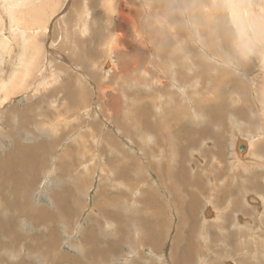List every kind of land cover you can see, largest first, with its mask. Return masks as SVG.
Masks as SVG:
<instances>
[{
    "label": "rangeland",
    "instance_id": "1",
    "mask_svg": "<svg viewBox=\"0 0 264 264\" xmlns=\"http://www.w3.org/2000/svg\"><path fill=\"white\" fill-rule=\"evenodd\" d=\"M47 1L32 77L0 84V264H264V32L234 23L259 0Z\"/></svg>",
    "mask_w": 264,
    "mask_h": 264
},
{
    "label": "bare ground",
    "instance_id": "2",
    "mask_svg": "<svg viewBox=\"0 0 264 264\" xmlns=\"http://www.w3.org/2000/svg\"><path fill=\"white\" fill-rule=\"evenodd\" d=\"M39 1L40 0H4V7H5V9L7 10V12L10 14L9 16H10V18L11 19H15L16 21H15V23L17 22V25L19 26V28L23 31V33L22 34H20V35H22L20 38V42L21 41H23V51L20 53V55H19V64L17 65V67L15 68V70H13V73L11 74V76L9 77V79H8V81H6V79H2V81L0 80V84L1 85H3L4 87L5 86H15V87H17L18 85L19 86H22L23 84L24 85H26L27 84V81H28V79L30 78V77H32V74H33V71H34V68H36L35 66H34V63H32L30 60H32V59H28V56H29V54H31L33 57H35L34 55H36V56H38V55H40L39 54V52L37 53V50H36V48H38L37 46V43L39 42L38 41V34H40L37 30L39 29V28H42V29H45L44 27H42V26H44V25H42V26H33V25H29V23L27 22V19H29L28 18V15H27V11L25 12V11H23V9H26V8H29V7H31L33 4H36V3H39ZM49 1H51V0H49ZM49 1H47V3H49ZM55 1V0H54ZM54 1H52V2H54ZM89 2V1H88ZM260 2V3H259ZM259 2L257 1V4H256V6H254V7H252L250 10L247 8V10H245L244 11V14H243V12H242V10H240L241 12H238L239 10L237 9V13H236V11H235V20H234V23L236 24L235 26L238 28V34L240 35V33H242L243 34V31H244V29L242 28V26L244 25L243 24V15H247V20H248V23H249V25H250V27L248 26V28H251V30H253V32L252 33H254L255 34V36H257V37H259V33H263L264 32V23H263V17H264V0H259ZM87 3V2H86ZM227 3H228V7L230 8V9H232V2H230V0H227ZM7 6H9L8 8H7ZM44 6V5H43ZM43 6H41V7H43ZM21 9V10H20ZM38 9V8H37ZM40 9V8H39ZM46 9H48L47 7H46ZM29 10V9H28ZM34 10V9H33ZM42 10V9H41ZM58 10V9H57ZM35 11V10H34ZM34 11H32V12H34ZM43 11V10H42ZM42 11H39L41 14L43 13ZM49 12V11H48ZM249 12H250V14H249ZM26 13V14H25ZM30 13V12H29ZM47 13V12H46ZM45 13V14H46ZM41 14H40V16H39V14H38V16L37 17H42L41 16ZM5 16H7V15H5ZM34 16V15H33ZM33 16H32V18H33ZM251 16L253 17V18H251ZM257 17H260V19L259 18H257ZM1 18V17H0ZM245 18V17H244ZM34 19V18H33ZM32 19V20H33ZM35 19H36V16H35ZM45 19V18H44ZM260 21H259V20ZM10 20V19H9ZM39 20V19H38ZM37 20V21H38ZM3 21V20H2ZM40 21V20H39ZM1 22V21H0ZM245 22H247L246 21V19H245ZM3 23V22H2ZM11 23H12V21H11ZM42 23V22H41ZM247 23V24H248ZM14 24V23H13ZM2 25V24H1ZM30 26V27H28V26ZM247 26V25H246ZM15 27H17V26H15ZM13 28V27H12ZM11 28V29H12ZM247 30V29H246ZM19 31V30H18ZM42 31V30H41ZM251 32V31H250ZM12 33V32H11ZM14 33V32H13ZM251 33V34H252ZM16 34H18L19 35V33H16ZM26 34H28V35H26ZM248 34V33H247ZM11 35V34H10ZM15 35V34H14ZM37 35V36H36ZM16 36V35H15ZM44 36V35H43ZM261 36V35H260ZM3 37V36H2ZM254 39V38H253ZM0 43H2V42H0ZM34 43V44H33ZM19 45H20V43H19ZM13 47V46H12ZM7 48H8V52L10 51V47L9 46H7ZM22 48H21V50H22ZM247 48V47H246ZM13 49V48H12ZM250 49V48H249ZM264 49V48H263ZM7 52V53H8ZM1 55V54H0ZM18 56V55H17ZM32 57V58H33ZM42 58V57H41ZM40 60V59H39ZM39 60H38V62H39ZM17 61V60H16ZM44 61V60H43ZM42 61V62H43ZM257 61H258V64H260V66H261V68L262 69H264V57H263V55H261V56H258V59H257ZM37 64V63H36ZM16 65V64H15ZM106 66H108V65H106ZM37 69H38V66H37ZM40 69V68H39ZM18 70H24L23 72L21 71V73L18 71ZM18 72L20 73V74H18ZM38 73V72H37ZM17 75V77L15 78V76ZM41 75V74H40ZM51 76H54L53 74L51 75ZM47 77V76H46ZM49 77V76H48ZM8 78V77H7ZM251 78V77H250ZM50 79V78H49ZM44 80V79H43ZM43 80H41V81H43ZM60 80V79H59ZM46 81V80H45ZM36 83V82H35ZM48 83V82H47ZM38 84H40V82L38 83ZM45 84V83H44ZM32 85V84H31ZM36 85V84H35ZM28 86V85H27ZM35 87V86H34ZM39 87H42V85H40ZM39 87H37V88H39ZM36 88V89H37ZM13 89V88H12ZM11 89V90H12ZM17 89V88H16ZM142 89V88H141ZM14 90V89H13ZM213 100V99H212ZM223 100V99H222ZM146 104H147V102H146ZM173 107V106H172ZM234 109V108H233ZM244 110V109H243ZM147 111V110H146ZM223 111V110H222ZM239 111V110H238ZM196 112V111H195ZM245 112V111H244ZM240 113V112H239ZM221 114H223V113H221ZM140 115V114H139ZM172 115V114H171ZM236 115H237V112H236ZM148 116H150V114L148 115ZM179 116V115H178ZM151 117V116H150ZM149 117V118H150ZM173 117H174V115H173ZM176 117V116H175ZM243 117V116H242ZM241 117V118H242ZM146 118V117H145ZM149 118H148V120H149ZM214 118H215V116H214ZM176 119V118H175ZM151 120V119H150ZM183 120V119H182ZM145 122L144 123H146V120H144ZM177 121V120H176ZM212 123V122H211ZM254 123V122H253ZM147 124H148V121H147ZM151 124H153L152 122H151ZM151 124H150V126H151ZM157 124H159L158 123V121H157ZM176 124V123H175ZM213 124V123H212ZM153 125H155V123L153 124ZM167 125H169L168 123H167ZM184 125H186V123L184 124ZM213 125H215V124H213ZM146 126H148V127H150L149 125H146ZM157 126V125H156ZM155 126V127H156ZM158 126H160V125H158ZM171 126V125H170ZM198 126V125H197ZM153 127V126H152ZM147 128V127H146ZM164 128V127H163ZM171 128V127H170ZM173 128V127H172ZM259 128V127H258ZM4 129V128H3ZM148 129V128H147ZM151 129V128H150ZM195 130V129H194ZM153 131V130H152ZM151 131V132H152ZM196 131V130H195ZM157 132V131H156ZM200 132V131H199ZM159 133V132H158ZM195 133V132H194ZM202 133V132H201ZM259 133V132H258ZM160 134V133H159ZM158 134V135H159ZM198 134V133H197ZM167 136V135H166ZM198 136V135H197ZM196 136V137H197ZM201 136H202V134H201ZM91 137V136H90ZM199 137H200V134H199ZM174 138V137H173ZM202 138V137H201ZM159 139V138H158ZM188 139H189V137H188ZM176 140V139H175ZM158 141V140H157ZM169 142H171V141H169ZM177 142V141H176ZM178 143V142H177ZM152 144V143H151ZM169 144V143H168ZM240 145L242 144V145H244L245 146V149H246V151L244 152V153H240L239 151H236L237 152V155L240 157V158H242L245 154H247L248 153V151H249V143L248 142H244V144H243V142L242 143H239ZM239 145V146H240ZM147 147V146H146ZM261 147H263L262 145H261ZM148 148V147H147ZM256 149V151H258L257 150V148H255ZM173 150V149H172ZM262 150H264L263 148H262ZM260 151V150H259ZM172 153H174V150L172 151ZM178 153V152H177ZM154 155V154H153ZM181 155V154H180ZM184 155H186L185 153H184ZM188 155V154H187ZM261 155V154H260ZM38 156V155H37ZM39 157V156H38ZM158 158V157H157ZM185 158V157H184ZM263 158V157H262ZM32 159V158H31ZM53 159V158H52ZM59 159V158H58ZM264 159V158H263ZM100 160V159H99ZM259 160V159H258ZM258 160H257V162H258ZM241 161V160H240ZM253 161V160H252ZM40 162V161H39ZM94 162V161H93ZM180 162V161H179ZM204 162V161H203ZM36 163V162H35ZM182 163V162H181ZM255 163V162H254ZM200 164V163H199ZM256 164V163H255ZM170 165V164H169ZM239 165V164H238ZM35 166V165H34ZM214 166V165H213ZM32 167V166H31ZM198 167V166H197ZM257 167V166H256ZM212 168V167H211ZM226 169V168H225ZM263 169V168H262ZM245 171V170H244ZM10 172H12V171H10ZM206 172H207V170H206ZM209 172V171H208ZM212 172V171H211ZM263 172V171H262ZM199 173V172H198ZM228 173V172H227ZM240 173V172H239ZM253 173V172H252ZM16 174V173H15ZM14 174V175H15ZM18 174V173H17ZM201 174H202V172H201ZM200 174V175H201ZM220 173H218V175H219ZM12 175V174H11ZM192 175V174H191ZM217 175V176H218ZM242 175V174H241ZM190 176V175H189ZM202 176V175H201ZM208 176V175H207ZM11 177V176H10ZM16 177H17V175H16ZM199 177V176H198ZM197 177V175H196V177H195V179L196 178H198ZM211 177V176H210ZM220 177V176H219ZM231 177V176H230ZM204 178V177H203ZM215 178V177H214ZM237 179H239L238 177H236ZM207 179V178H206ZM221 179V178H220ZM232 179V178H231ZM259 179H261V178H259ZM212 180V179H211ZM210 179L208 180V182L209 181H211ZM214 180V179H213ZM223 180V179H222ZM252 180V179H251ZM179 181H181V180H179ZM179 181H176V182H179ZM193 181V180H192ZM196 181H197V179H196ZM205 181V180H204ZM244 181V180H243ZM194 182V181H193ZM202 182V181H201ZM207 182V183H208ZM213 182V181H212ZM232 182H235V180L234 181H232ZM245 182V181H244ZM252 182V181H251ZM184 183V182H183ZM190 182H188V184H189ZM196 183V182H195ZM219 183H221V182H219ZM219 183H217L216 182V186H218L217 184H219ZM246 183V182H245ZM185 184V183H184ZM193 184V183H192ZM200 184V182L198 183V185ZM214 184L215 183H213V186H214ZM234 184V183H233ZM232 184V185H233ZM20 185V184H19ZM183 185V184H182ZM181 184L179 185L180 187L182 186ZM189 185H191V184H189ZM197 184H195V186H196ZM204 185V184H203ZM202 185V186H203ZM205 185H206V183H205ZM212 185V184H211ZM226 185V184H225ZM192 186V185H191ZM194 186V185H193ZM193 186H192V188H193ZM200 186V185H199ZM212 186V187H213ZM227 186V185H226ZM243 186V185H242ZM3 187V186H2ZM144 187V186H143ZM182 187H185V185H183ZM181 187V188H182ZM225 187V186H224ZM224 187H223V190H224ZM232 187V186H231ZM230 187V188H231ZM249 187V186H248ZM197 188V187H196ZM205 188V187H204ZM214 188V187H213ZM218 188H220V187H217V189ZM228 188V187H227ZM240 188V187H239ZM186 189V188H185ZM185 189H181V190H185ZM197 189H199V188H197ZM201 189V188H200ZM206 189H208L207 187H206ZM226 189V188H225ZM244 189V188H243ZM248 189V188H247ZM250 189H251V187H250ZM127 190V189H126ZM188 190V189H187ZM191 190V189H190ZM193 190L194 189H192L191 191L193 192ZM219 190V189H218ZM220 190H222V189H220ZM220 190L219 191H216L217 193L219 192L220 193ZM227 190H229V188L227 189ZM249 190V189H248ZM254 190V189H253ZM203 191V190H202ZM208 191V190H207ZM212 191L213 192H211L212 194H214V190L212 189ZM232 191V190H231ZM128 192V191H127ZM178 192V191H177ZM186 192H189V191H186ZM185 192V193H186ZM215 192V193H216ZM223 192V191H222ZM249 192V191H248ZM247 192V193H248ZM253 192V191H252ZM190 193V192H189ZM188 193V194H189ZM195 193V192H194ZM232 194H233V192H231ZM187 194V193H186ZM199 194V193H198ZM209 194V193H208ZM246 194V193H245ZM139 195V194H138ZM179 195V194H178ZM193 195V194H192ZM201 195H203L202 194V192H201V194H200V196L199 197H201ZM210 195V194H209ZM219 195V194H218ZM224 195H226V194H224ZM135 196V195H134ZM176 196V195H175ZM188 196H190V195H188ZM203 196H205V195H203ZM207 196V195H206ZM211 196V195H210ZM220 196V195H219ZM240 196V195H239ZM136 197V196H135ZM134 197V198H135ZM141 197V196H140ZM216 197H217V195H216ZM221 197V196H220ZM230 197H231V195H230ZM246 197V196H245ZM127 198V197H126ZM138 198V197H137ZM182 198V197H181ZM184 198V197H183ZM207 198V197H206ZM212 198V200L215 198H213V196L211 197ZM210 198V199H211ZM224 198V197H223ZM236 198V197H235ZM254 198H256V197H254ZM205 199V198H204ZM262 199V198H261ZM203 200V199H202ZM207 201H209V199H206ZM205 200V201H206ZM211 201V200H210ZM215 201V200H214ZM228 201V200H227ZM251 201L252 202H255V200L252 198L251 199ZM194 202V201H193ZM213 202V201H212ZM237 202V201H236ZM260 202V201H259ZM195 203V202H194ZM217 203V202H216ZM219 203V202H218ZM229 203V202H228ZM227 203V204H228ZM232 203V202H231ZM234 203V202H233ZM232 203V204H233ZM204 204V203H203ZM213 204H214V202H213ZM255 204V203H254ZM264 204V203H263ZM133 205V204H132ZM226 205V204H225ZM229 205V204H228ZM227 205V207H229ZM260 205V204H259ZM216 206V205H215ZM232 207V206H231ZM201 208H202V206H201ZM220 208V207H219ZM140 209V208H139ZM232 209H233V207H232ZM183 210V209H182ZM185 210V209H184ZM182 211L183 213H185V211ZM225 210H226V208H225ZM230 210L231 209H229V212H230ZM196 211V209L194 210V212ZM208 211V210H207ZM222 211V210H221ZM233 212V211H232ZM234 212H235V209H234ZM234 212H233V214H234ZM257 213V212H256ZM255 213V214H256ZM225 214V213H224ZM227 215V214H226ZM225 215V216H226ZM240 215V214H239ZM246 215V214H245ZM185 217H186V214L184 215ZM238 216V215H237ZM250 216V213H248L247 214V217H249ZM260 216V215H259ZM258 216V217H259ZM221 217V216H220ZM223 217V216H222ZM221 217V218H222ZM235 217V216H234ZM124 218V217H123ZM127 218V217H126ZM223 218H225V217H223ZM227 218V217H226ZM152 219V218H151ZM188 220H189V218H187ZM236 219V218H235ZM254 219V218H253ZM27 221V220H26ZM190 221V220H189ZM208 221V220H207ZM217 221H218V219H217ZM221 221H223V219H221ZM220 221V222H221ZM225 221V220H224ZM227 221V220H226ZM252 222H254L255 221V219L254 220H251ZM226 224V222H222L221 224ZM147 224V223H146ZM188 224V223H187ZM214 224V223H213ZM203 225V224H202ZM207 225V224H206ZM206 225H205V227H206ZM191 226V225H190ZM204 226V225H203ZM215 226V225H214ZM225 226H227V224L225 225ZM143 227V226H142ZM141 227V228H142ZM217 227V226H216ZM220 227V226H219ZM222 227V226H221ZM135 228H137V226L135 227ZM199 228H200V226H199ZM206 228H208V226L206 227ZM218 228V227H217ZM236 228H237V226H236ZM235 228V229H236ZM5 229H8V228H5ZM211 229H213V227L212 228H210V230ZM224 229V228H223ZM240 229H241V227H240ZM142 230V229H141ZM202 230V229H201ZM204 230H206L205 228L203 229V232L205 233L206 231H207V233L206 234H208L209 232H208V230H206V231H204ZM214 230H215V228H214ZM212 231V230H211ZM225 231V230H224ZM213 232V231H212ZM211 233V232H210ZM237 233V232H236ZM236 233H235V236H236ZM240 233H241V231H240ZM213 234V233H212ZM225 235H226V233H224ZM203 237H204V235H202ZM208 236H209V234H208ZM240 236V235H239ZM210 238H211V236H209ZM242 237V236H241ZM133 238V237H132ZM205 238V237H204ZM224 240V239H223ZM199 241V240H198ZM224 241H226V239L224 240ZM195 242V241H194ZM249 245H250V243H248ZM195 245V244H194ZM198 247V246H197ZM190 248H191V246H190ZM196 255V254H195ZM198 255V254H197ZM192 256V255H191ZM27 257V256H26ZM234 257V256H233ZM193 260V259H192ZM191 260V261H192ZM227 263V262H226ZM225 263V264H226Z\"/></svg>",
    "mask_w": 264,
    "mask_h": 264
},
{
    "label": "water",
    "instance_id": "3",
    "mask_svg": "<svg viewBox=\"0 0 264 264\" xmlns=\"http://www.w3.org/2000/svg\"><path fill=\"white\" fill-rule=\"evenodd\" d=\"M244 148H245V146L242 144L239 146V150H243Z\"/></svg>",
    "mask_w": 264,
    "mask_h": 264
}]
</instances>
